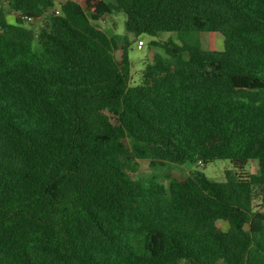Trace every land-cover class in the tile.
I'll use <instances>...</instances> for the list:
<instances>
[{
	"label": "trees",
	"instance_id": "trees-1",
	"mask_svg": "<svg viewBox=\"0 0 264 264\" xmlns=\"http://www.w3.org/2000/svg\"><path fill=\"white\" fill-rule=\"evenodd\" d=\"M162 33L132 86L130 35ZM263 199L264 0H0V264H264Z\"/></svg>",
	"mask_w": 264,
	"mask_h": 264
},
{
	"label": "rangeland",
	"instance_id": "rangeland-1",
	"mask_svg": "<svg viewBox=\"0 0 264 264\" xmlns=\"http://www.w3.org/2000/svg\"><path fill=\"white\" fill-rule=\"evenodd\" d=\"M111 1V0H109ZM126 15L124 13H116L113 15L105 16L101 21L94 22V24L106 32L109 36L123 35L125 34L126 27ZM27 26H31L36 32L39 28L45 26V20H39L34 22H26ZM201 48L204 51L215 50L222 44V41L216 39L214 33L204 32L201 33ZM171 38L177 42L175 34L162 33L158 36H151L148 34H142L138 37L130 35V47H129V59L131 62V79L130 84L132 86L140 85L143 81L144 71L146 67L153 62L156 55L167 57L166 52L160 47L152 45V42L164 43ZM143 40L145 45L142 50L137 49V42ZM138 171L132 174L134 179H147L155 178L157 182L168 186L167 175L183 178L190 174L191 171L196 168H200V164H185L182 166L168 164L164 168H152L147 160H138ZM247 171L251 173L258 172V166L256 162H250L247 166ZM206 177L214 181H225L228 174H233L234 170L228 160H217L207 165L204 170ZM255 208L258 211H264V199L258 200L255 204Z\"/></svg>",
	"mask_w": 264,
	"mask_h": 264
},
{
	"label": "built area",
	"instance_id": "built-area-1",
	"mask_svg": "<svg viewBox=\"0 0 264 264\" xmlns=\"http://www.w3.org/2000/svg\"><path fill=\"white\" fill-rule=\"evenodd\" d=\"M56 14H59V10L56 11ZM23 18L26 20V22H34L35 21L32 18L27 17V16H24ZM144 45H145L144 41L143 40H139L137 42V49L142 50ZM199 164L202 165L201 162H199Z\"/></svg>",
	"mask_w": 264,
	"mask_h": 264
},
{
	"label": "crops",
	"instance_id": "crops-1",
	"mask_svg": "<svg viewBox=\"0 0 264 264\" xmlns=\"http://www.w3.org/2000/svg\"><path fill=\"white\" fill-rule=\"evenodd\" d=\"M58 1H62V0H58ZM12 22H14V20H11ZM37 21H39V20H37Z\"/></svg>",
	"mask_w": 264,
	"mask_h": 264
}]
</instances>
